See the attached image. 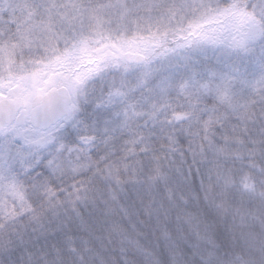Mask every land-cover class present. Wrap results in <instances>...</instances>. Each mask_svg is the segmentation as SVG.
Returning a JSON list of instances; mask_svg holds the SVG:
<instances>
[{
    "label": "snow or ice",
    "instance_id": "snow-or-ice-1",
    "mask_svg": "<svg viewBox=\"0 0 264 264\" xmlns=\"http://www.w3.org/2000/svg\"><path fill=\"white\" fill-rule=\"evenodd\" d=\"M0 264H264V0H0Z\"/></svg>",
    "mask_w": 264,
    "mask_h": 264
}]
</instances>
